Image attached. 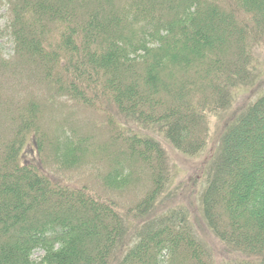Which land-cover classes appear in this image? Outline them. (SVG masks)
<instances>
[{
    "label": "trees",
    "instance_id": "16d2710c",
    "mask_svg": "<svg viewBox=\"0 0 264 264\" xmlns=\"http://www.w3.org/2000/svg\"><path fill=\"white\" fill-rule=\"evenodd\" d=\"M3 8L13 53L0 45V264H218L203 223L230 254L219 264H264V91L231 116L207 174L188 180L192 203L167 190L153 137L204 152L209 115L251 81L264 0Z\"/></svg>",
    "mask_w": 264,
    "mask_h": 264
},
{
    "label": "rangeland",
    "instance_id": "374dc122",
    "mask_svg": "<svg viewBox=\"0 0 264 264\" xmlns=\"http://www.w3.org/2000/svg\"><path fill=\"white\" fill-rule=\"evenodd\" d=\"M6 11L7 10L3 8L0 12V45H2L4 49V54L10 56L13 53V47L12 41L10 37L6 35L5 31L7 21ZM252 64L255 68L254 71H250L249 78L251 81L249 84L246 87H240L239 89L238 87L235 88L226 106L209 115V137L211 140L208 141V145L204 152L202 151L194 156L185 154L177 149L162 133H158V131L153 133V137L160 142L167 157L168 168L171 174L167 190H177L180 198L179 201L188 204L196 200L199 185L192 188L188 185V180L195 175H197V178H201V173L207 174V172L205 173L204 171L211 167V163L217 155L220 146L219 138H221L225 128L229 125L231 116H235L240 111L244 112L249 103L255 100L264 91V43L262 47L255 49ZM249 67H251V64H249ZM238 85H240V83ZM64 107L66 108V106ZM89 116L92 115H85L81 118L83 120H88ZM123 196L124 194H119V199L125 200V196ZM126 197L127 202L125 201V206H129L132 197ZM205 224L206 223H203L200 227L196 226L195 229L200 237L211 246L218 264L221 261L224 262L223 260L227 258L225 256H230V254L226 255L224 252L225 245ZM40 254H42V251L37 250L35 252V256H39Z\"/></svg>",
    "mask_w": 264,
    "mask_h": 264
}]
</instances>
